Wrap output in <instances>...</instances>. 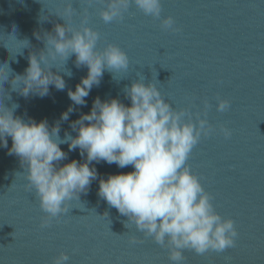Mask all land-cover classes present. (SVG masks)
Instances as JSON below:
<instances>
[{"label":"water","instance_id":"water-1","mask_svg":"<svg viewBox=\"0 0 264 264\" xmlns=\"http://www.w3.org/2000/svg\"><path fill=\"white\" fill-rule=\"evenodd\" d=\"M61 2L0 0V63L10 69L3 65L5 71L0 72V106L18 105L14 115L26 122L47 119L51 127L59 121L72 104L68 90H75L88 72L86 66H76L75 54L66 61L50 60L51 71L65 80L62 91L49 85L48 95L30 92L25 97L18 90L22 84L15 82L14 90L11 81L25 74L31 54L39 58L43 51L47 56L44 34H55L56 24L92 28L100 34L97 50L109 43L119 46L129 57V67L104 71L99 86L85 98L86 105H74L69 119L60 121V138L66 132L77 134L71 122L88 113L97 96L130 105L126 86L138 79L154 83L174 109L187 110L194 123L199 113L212 126L186 163L210 194L215 211L232 219L238 232L235 245L223 252L198 255L183 250L180 264H264V0H161L159 18L133 4L122 19L107 23L100 16L107 0H77L91 5L86 20L56 15L53 7ZM60 11L56 9L57 14ZM168 16L176 31L161 26ZM217 97L229 101L223 112L217 111ZM221 126L231 131L230 137L224 136ZM11 145L9 137L8 148ZM60 147L67 158L58 166L73 159L84 161L79 149L69 151L67 143ZM8 148L0 146V264H53L61 252L69 257L67 264H173L167 246L132 223L125 227L128 218L98 196L101 178L131 172V165L119 168L93 161L90 167L96 168L98 177L88 191L68 201V211L42 228L47 214L28 185L26 166L9 155Z\"/></svg>","mask_w":264,"mask_h":264},{"label":"clouds","instance_id":"clouds-1","mask_svg":"<svg viewBox=\"0 0 264 264\" xmlns=\"http://www.w3.org/2000/svg\"><path fill=\"white\" fill-rule=\"evenodd\" d=\"M133 4L145 15L161 16V0H107L100 16L106 23L122 19ZM65 12L70 17L71 9ZM174 23L168 16L161 26L176 31ZM54 33L44 34L47 56L43 51L39 58L36 53L31 54L25 74L16 75L12 87L19 81L22 87L18 90L25 97L30 92L44 97L49 94V85L64 90L65 80L51 71L50 60L66 61L75 54L76 66H86L88 72L75 90H68L72 104L51 127L47 119L37 122L30 118L26 122L14 115L18 105L0 106V146L8 148L10 137L8 154L17 156L21 166H26L28 185L35 189L40 208L47 214L41 227H48L53 218L68 211V201L79 199L80 193L88 191L98 177L96 168L90 165L104 161L119 168L131 165L133 171L101 178L98 196L128 218L125 227L132 223L157 244L167 246L173 264H180L186 249L203 254L233 247L238 236L234 221L215 211L210 194L186 163L201 136L210 135L212 126L199 113L194 123L187 110L174 109L154 83L145 84L138 79L126 86L124 93L130 105L118 98L101 100L97 96L90 111L71 122L70 127L77 134L66 132L60 138V121L69 119V114L76 110L74 105H86L85 98L93 86H99L104 71H126L130 62L126 52L115 44L97 50L100 34L90 27L77 30L66 23L56 24ZM36 38L41 36L37 33ZM3 65L7 63H0V72L5 71ZM7 79L8 75L4 81ZM217 100V111L223 112L230 106L226 99ZM204 104L205 108L209 106L207 101ZM221 131L226 138L230 137L228 128L221 126ZM62 143L68 144L69 151L79 149L84 161L73 159L58 166L67 158L60 147ZM131 242L137 240L132 238ZM68 260V255L61 252L53 264H67Z\"/></svg>","mask_w":264,"mask_h":264},{"label":"snow or ice","instance_id":"snow-or-ice-1","mask_svg":"<svg viewBox=\"0 0 264 264\" xmlns=\"http://www.w3.org/2000/svg\"><path fill=\"white\" fill-rule=\"evenodd\" d=\"M74 5H76V6H74ZM69 8L71 9V15H70L71 20L76 19L79 16H83V18L86 20L88 17H87V15H85V13L90 11L91 5L90 4H83L82 5V4L78 3L77 0H62L61 3H59L53 7V12L56 15L63 17V19L65 20V19L69 18V16L66 15V12H65V10L69 9ZM56 9L61 10L59 14L56 13ZM188 250H189V252L191 251L190 249H188ZM203 254H198V255H203ZM185 260H186V258H185Z\"/></svg>","mask_w":264,"mask_h":264}]
</instances>
